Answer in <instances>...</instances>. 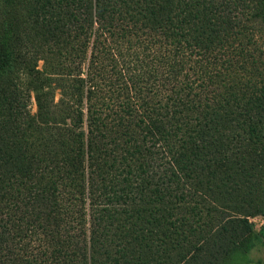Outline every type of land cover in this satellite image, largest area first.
<instances>
[{
  "label": "trees",
  "instance_id": "obj_1",
  "mask_svg": "<svg viewBox=\"0 0 264 264\" xmlns=\"http://www.w3.org/2000/svg\"><path fill=\"white\" fill-rule=\"evenodd\" d=\"M258 214L264 0H0V264H224Z\"/></svg>",
  "mask_w": 264,
  "mask_h": 264
},
{
  "label": "rangeland",
  "instance_id": "obj_2",
  "mask_svg": "<svg viewBox=\"0 0 264 264\" xmlns=\"http://www.w3.org/2000/svg\"><path fill=\"white\" fill-rule=\"evenodd\" d=\"M47 62L49 65H52L54 62V57L51 54L47 56ZM42 63L43 60L39 59L37 67L41 68ZM58 96L59 91L57 89L54 96L55 101ZM27 107L31 113L36 111V103L32 94L28 100ZM203 178L206 181L208 175H203ZM235 209L236 206L233 205L226 211H232L228 212V214L236 213ZM202 224L203 221H201ZM246 226L249 230V235L243 238L242 241L236 242L235 246L230 249L228 255L225 257L224 264H264V214L247 216Z\"/></svg>",
  "mask_w": 264,
  "mask_h": 264
}]
</instances>
